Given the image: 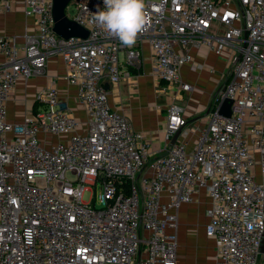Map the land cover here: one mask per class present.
<instances>
[{
  "label": "built area",
  "instance_id": "obj_1",
  "mask_svg": "<svg viewBox=\"0 0 264 264\" xmlns=\"http://www.w3.org/2000/svg\"><path fill=\"white\" fill-rule=\"evenodd\" d=\"M24 2L37 16L35 32L23 43L0 34V264H176V212L202 188L215 264H264V182L254 174L259 163L264 176V0H145L150 22L133 47L90 22L103 0H71L86 38L55 32L54 0ZM9 9L0 0V10ZM145 40L156 77L180 91L193 89L181 79L190 46L234 50L191 148L182 139L155 153L109 103L105 78L118 84L130 76L122 64L141 68ZM54 54L64 57L87 111L83 130L54 83L37 94L34 115L7 119L18 80L43 73ZM226 99L230 116L220 112ZM186 123L173 104L166 136Z\"/></svg>",
  "mask_w": 264,
  "mask_h": 264
},
{
  "label": "crops",
  "instance_id": "obj_2",
  "mask_svg": "<svg viewBox=\"0 0 264 264\" xmlns=\"http://www.w3.org/2000/svg\"><path fill=\"white\" fill-rule=\"evenodd\" d=\"M9 6V10H0V34L13 36L17 43H23L26 32H35L37 16L26 14L24 0H9ZM142 48L144 54L141 68H128L126 64H122L124 69H129L130 76L123 78L118 84H113L105 78L104 87L108 91L109 103L112 108L124 112L129 117L134 130L144 135L157 154L165 152L172 145L173 137L166 136L168 114L173 104L179 105L187 123L180 131L177 141L188 140V148H191L198 135L197 128L209 124L210 106L226 71L232 64L234 50L227 46L223 53L218 55L207 46H190L192 59L182 66L181 79L191 84L193 89L180 91L178 84L159 81L154 73L153 55L146 40L142 42ZM123 57L122 54L121 58ZM2 58L0 56L1 60ZM66 75L64 57L54 54L49 57L43 73L27 80L19 79L6 102L7 119L10 122H22L26 117L34 115L37 94L54 83L66 100L69 112L82 122L79 129L83 130L88 119L87 111L78 102L77 89L69 83ZM53 140L56 141L55 138ZM254 174L256 181L264 182L259 163L254 166ZM209 206L210 196L202 188L195 201L182 203L177 210L176 264H183L184 257H187V264H204L210 244L212 250L209 264H215L216 240L206 234Z\"/></svg>",
  "mask_w": 264,
  "mask_h": 264
},
{
  "label": "clouds",
  "instance_id": "obj_3",
  "mask_svg": "<svg viewBox=\"0 0 264 264\" xmlns=\"http://www.w3.org/2000/svg\"><path fill=\"white\" fill-rule=\"evenodd\" d=\"M103 4L104 10L97 9L90 22L118 39L123 46L133 47L138 35L150 22L145 0H103Z\"/></svg>",
  "mask_w": 264,
  "mask_h": 264
},
{
  "label": "water",
  "instance_id": "obj_4",
  "mask_svg": "<svg viewBox=\"0 0 264 264\" xmlns=\"http://www.w3.org/2000/svg\"><path fill=\"white\" fill-rule=\"evenodd\" d=\"M71 0H54L53 3V21L55 32L64 38H69L72 36L86 38L89 34V29L85 26L78 24L73 18L69 17L66 10ZM231 103L232 101L226 99L223 101L220 112L223 115H231ZM180 134V130L175 133L172 138L171 144L177 142V138ZM97 207H102L103 203L97 204Z\"/></svg>",
  "mask_w": 264,
  "mask_h": 264
},
{
  "label": "rangeland",
  "instance_id": "obj_5",
  "mask_svg": "<svg viewBox=\"0 0 264 264\" xmlns=\"http://www.w3.org/2000/svg\"><path fill=\"white\" fill-rule=\"evenodd\" d=\"M67 12H68L69 15H71V17L74 16V14H75V8H74V5H73V4H71V5L67 8ZM66 176H67L69 179H71V180H75V179L77 178V175L74 174V173H72L71 171H67V172H66ZM89 196H90V193L86 191V192L84 193V195H83L84 200H87V199L89 198ZM211 248H212V246H211V244H210V245H209V250H208V255L205 256L206 258H204V264H209V263L211 262V250H212ZM186 258H187V257H186ZM186 258H185V257L182 258V259H183V260H182L183 264H187L186 261H185ZM178 264H179V262H178Z\"/></svg>",
  "mask_w": 264,
  "mask_h": 264
}]
</instances>
